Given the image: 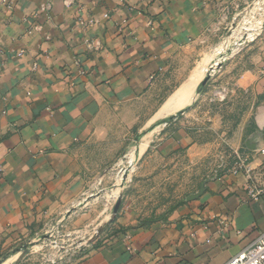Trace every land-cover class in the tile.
I'll return each instance as SVG.
<instances>
[{
	"label": "crops",
	"instance_id": "crops-1",
	"mask_svg": "<svg viewBox=\"0 0 264 264\" xmlns=\"http://www.w3.org/2000/svg\"><path fill=\"white\" fill-rule=\"evenodd\" d=\"M239 1L0 0V264H25L14 250L20 241L95 195L88 187L105 182L101 171L128 145V133L115 131L125 127L120 118L129 124L125 108L153 88L180 87L196 69V48ZM91 19L94 25L82 26ZM262 49L255 65L228 69L252 95V125L239 131L235 148L252 157L258 185ZM178 71L186 73L180 84L169 83ZM174 92L150 119L185 108L157 117ZM174 133L176 140L187 135ZM233 166L167 220L138 226L121 214L112 240L62 264H225L264 231V192L250 199L245 175Z\"/></svg>",
	"mask_w": 264,
	"mask_h": 264
},
{
	"label": "rangeland",
	"instance_id": "rangeland-1",
	"mask_svg": "<svg viewBox=\"0 0 264 264\" xmlns=\"http://www.w3.org/2000/svg\"><path fill=\"white\" fill-rule=\"evenodd\" d=\"M229 11L208 33L204 45L196 48L194 69L206 71L196 87L194 103L173 118L150 119L158 104L178 88L163 86L128 105L129 124L120 118L125 127L116 124L115 129L128 133V145L112 167L101 171L105 182L90 185L88 194L95 195L82 196V204L72 207L64 220L48 222L37 234L20 241L14 250L25 264L66 263L84 249L112 240L121 214L133 216L138 226L167 220L198 195L207 180L245 156L235 144L239 131L252 125L253 100L250 92L237 87L234 70L228 69L231 64L232 69L255 65V55L263 51L264 28L251 30L264 19V0H241ZM174 73L176 78L169 83L180 84L186 73ZM179 128L185 130V140L174 139ZM111 216L114 221L107 223Z\"/></svg>",
	"mask_w": 264,
	"mask_h": 264
},
{
	"label": "built area",
	"instance_id": "built-area-1",
	"mask_svg": "<svg viewBox=\"0 0 264 264\" xmlns=\"http://www.w3.org/2000/svg\"><path fill=\"white\" fill-rule=\"evenodd\" d=\"M108 17V15H105ZM95 20L91 19L88 22H82V26H92ZM264 28V19L258 22L251 31H257ZM254 34V33H253ZM255 34L253 40L255 39ZM99 46V45H98ZM100 48V47H99ZM96 49L98 47L96 46ZM78 63L81 62L78 60ZM84 73L83 70L80 71ZM258 156L262 158V162L259 166L264 167V146L258 149ZM251 156H242L238 158V161L234 164L232 171L234 173H243L247 179V194L250 199L256 201L260 198V195L264 192V185H258L257 180L254 177L255 168L251 166ZM61 260V259H59ZM71 261V260H70ZM51 264H58L55 260ZM225 264H264V231L261 232L258 237L252 241L248 246L232 256Z\"/></svg>",
	"mask_w": 264,
	"mask_h": 264
},
{
	"label": "bare ground",
	"instance_id": "bare-ground-1",
	"mask_svg": "<svg viewBox=\"0 0 264 264\" xmlns=\"http://www.w3.org/2000/svg\"><path fill=\"white\" fill-rule=\"evenodd\" d=\"M219 50H218V52L220 53L221 50L220 51ZM217 63H218V61L215 62V65ZM204 71H206V68H204V67L196 68L193 71V73L191 74V76L185 82H183L180 85V87H178L177 90L163 104L161 110L157 114V117H162V116L166 115L167 113H169L171 111H176V110H179V109L181 110L182 108H184L187 105H189L192 102L193 98H194L195 89H196L198 83L200 82V80L202 79V76H203L202 73ZM130 161H132V160H130ZM129 165H131V164H129Z\"/></svg>",
	"mask_w": 264,
	"mask_h": 264
},
{
	"label": "water",
	"instance_id": "water-1",
	"mask_svg": "<svg viewBox=\"0 0 264 264\" xmlns=\"http://www.w3.org/2000/svg\"><path fill=\"white\" fill-rule=\"evenodd\" d=\"M217 64L220 65V63H217ZM208 79H209V75H208L207 77H205V79H203L202 83H206V82L208 81ZM201 192H202V191H201ZM198 196H199V194L196 195L195 197H192V198H196V197H198ZM118 208H119V204L116 205V207H115V212L118 211Z\"/></svg>",
	"mask_w": 264,
	"mask_h": 264
},
{
	"label": "trees",
	"instance_id": "trees-1",
	"mask_svg": "<svg viewBox=\"0 0 264 264\" xmlns=\"http://www.w3.org/2000/svg\"><path fill=\"white\" fill-rule=\"evenodd\" d=\"M171 118H173V117H171ZM111 221H114V218H112V220ZM100 245H102V244H99V245H97V246H100Z\"/></svg>",
	"mask_w": 264,
	"mask_h": 264
}]
</instances>
